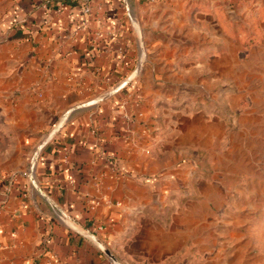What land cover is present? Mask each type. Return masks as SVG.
Returning <instances> with one entry per match:
<instances>
[{"label":"crops","instance_id":"obj_1","mask_svg":"<svg viewBox=\"0 0 264 264\" xmlns=\"http://www.w3.org/2000/svg\"><path fill=\"white\" fill-rule=\"evenodd\" d=\"M263 73L264 0H0V264H263L220 150Z\"/></svg>","mask_w":264,"mask_h":264},{"label":"rangeland","instance_id":"obj_2","mask_svg":"<svg viewBox=\"0 0 264 264\" xmlns=\"http://www.w3.org/2000/svg\"><path fill=\"white\" fill-rule=\"evenodd\" d=\"M237 83V96L231 102L237 104L238 107L229 113L224 110L221 112V117L228 124L227 132L237 131V136L230 142V139L227 138L228 143L225 141V143L221 144L220 150L221 154L228 157L230 163H232L231 169L237 170L239 174L244 175L242 179L240 177L239 185L244 184L249 189L256 188L257 191H253L252 195L254 197L255 195L257 196L258 203L252 207L245 206L234 209L237 210L238 214L242 213L255 218L254 261L257 263L262 260L256 248L257 244L261 246L262 255H264V77L257 80L239 79ZM190 99H193V97ZM200 99L205 104L220 105V102L223 106L230 104V101L224 96L220 98L212 94H204L203 97H197L196 103H199ZM210 116L214 117L212 113ZM161 129L159 130L160 132ZM39 147H41L40 150L38 149ZM35 150L37 151L36 170L43 151V145L36 144L28 155L30 156ZM223 163L227 162L223 161ZM27 169L28 164L26 161L24 178L31 180L28 177L29 171ZM239 188L241 191V187ZM217 210L218 214H223L225 211L229 213V209ZM234 210L231 209L230 213L232 214Z\"/></svg>","mask_w":264,"mask_h":264},{"label":"built area","instance_id":"obj_3","mask_svg":"<svg viewBox=\"0 0 264 264\" xmlns=\"http://www.w3.org/2000/svg\"><path fill=\"white\" fill-rule=\"evenodd\" d=\"M84 12L85 13L90 12L89 7H86L84 9ZM38 149L40 150L41 147H39ZM38 149H36V150H38ZM36 150L30 156L28 155L27 160H26L27 164H28V169L27 170L29 171L28 177L30 179H34V175H35V160H36V157H37V151Z\"/></svg>","mask_w":264,"mask_h":264},{"label":"water","instance_id":"obj_4","mask_svg":"<svg viewBox=\"0 0 264 264\" xmlns=\"http://www.w3.org/2000/svg\"><path fill=\"white\" fill-rule=\"evenodd\" d=\"M123 84H125V83H123Z\"/></svg>","mask_w":264,"mask_h":264}]
</instances>
